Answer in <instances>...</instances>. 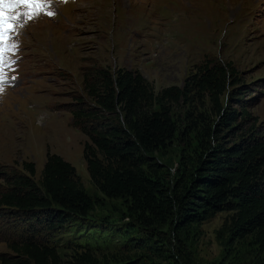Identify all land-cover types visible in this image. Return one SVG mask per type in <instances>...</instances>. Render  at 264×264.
<instances>
[{
    "label": "rangeland",
    "instance_id": "rangeland-1",
    "mask_svg": "<svg viewBox=\"0 0 264 264\" xmlns=\"http://www.w3.org/2000/svg\"><path fill=\"white\" fill-rule=\"evenodd\" d=\"M9 35L6 43L17 48L5 56L14 63L4 64L7 83L0 86V198L8 189L4 174H23L31 162L39 181L50 152L75 167L96 207L54 225L42 213L34 218L0 206V264L21 260L12 246L31 236L61 264H264L251 239L232 235L234 212L178 233L129 200L106 197L90 179V140L72 115L96 108L84 84L96 69L139 71L159 94L184 89L205 66H232L237 77H229L221 112L195 91L174 105L179 134L156 155L157 176L173 187L208 150L231 147L254 129L264 134V0H51ZM231 111L240 119L228 130L219 124Z\"/></svg>",
    "mask_w": 264,
    "mask_h": 264
},
{
    "label": "trees",
    "instance_id": "trees-1",
    "mask_svg": "<svg viewBox=\"0 0 264 264\" xmlns=\"http://www.w3.org/2000/svg\"><path fill=\"white\" fill-rule=\"evenodd\" d=\"M234 71L232 66H205L184 89L171 87L156 94L139 71L96 69L85 74L84 84L97 109L72 115L74 126L90 140L84 147L90 179L106 197L127 199L136 212L178 233L219 213L234 212L232 235L251 239L264 254V134L254 129L231 147L220 144L208 150L173 187L157 176L161 166L156 155L179 134L174 105L195 91L208 94L221 112L229 77H237ZM239 119L236 111L225 112L219 125L230 130ZM206 133L210 135L209 129ZM22 168L23 174H4L8 189L1 195V207L34 218L42 213L54 225L95 210L75 167L61 156L47 153L39 181L34 163L24 162ZM12 250L21 260L4 264H61L55 250L32 236Z\"/></svg>",
    "mask_w": 264,
    "mask_h": 264
},
{
    "label": "snow or ice",
    "instance_id": "snow-or-ice-1",
    "mask_svg": "<svg viewBox=\"0 0 264 264\" xmlns=\"http://www.w3.org/2000/svg\"><path fill=\"white\" fill-rule=\"evenodd\" d=\"M6 5V8H0V86L7 83L6 74L4 73V64L9 67L14 61L9 58L5 61V56L14 53L17 48L15 43L7 41L11 40L10 33L17 30V26L23 19H34L36 16L44 13L45 8H49L51 0H0V6ZM8 13L5 18V13ZM47 15L51 16L54 13L47 11Z\"/></svg>",
    "mask_w": 264,
    "mask_h": 264
}]
</instances>
